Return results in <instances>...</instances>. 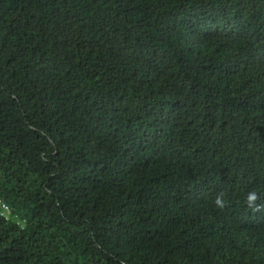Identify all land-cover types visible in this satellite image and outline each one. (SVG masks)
<instances>
[{
    "label": "trees",
    "instance_id": "trees-1",
    "mask_svg": "<svg viewBox=\"0 0 264 264\" xmlns=\"http://www.w3.org/2000/svg\"><path fill=\"white\" fill-rule=\"evenodd\" d=\"M253 191L264 0H0V264H264Z\"/></svg>",
    "mask_w": 264,
    "mask_h": 264
},
{
    "label": "clouds",
    "instance_id": "clouds-1",
    "mask_svg": "<svg viewBox=\"0 0 264 264\" xmlns=\"http://www.w3.org/2000/svg\"><path fill=\"white\" fill-rule=\"evenodd\" d=\"M258 194L253 191L247 195L246 203L247 205L252 208L254 211H261L264 208V205H257L256 201L258 200ZM216 207L223 209L225 207V201L223 199V194L217 195L214 201Z\"/></svg>",
    "mask_w": 264,
    "mask_h": 264
},
{
    "label": "built area",
    "instance_id": "built-area-1",
    "mask_svg": "<svg viewBox=\"0 0 264 264\" xmlns=\"http://www.w3.org/2000/svg\"><path fill=\"white\" fill-rule=\"evenodd\" d=\"M3 211L5 214H9V207L3 204Z\"/></svg>",
    "mask_w": 264,
    "mask_h": 264
}]
</instances>
